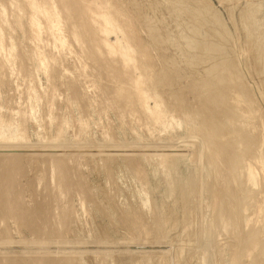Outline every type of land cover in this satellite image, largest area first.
<instances>
[{
    "label": "rangeland",
    "instance_id": "374dc122",
    "mask_svg": "<svg viewBox=\"0 0 264 264\" xmlns=\"http://www.w3.org/2000/svg\"><path fill=\"white\" fill-rule=\"evenodd\" d=\"M48 1L56 5L60 24L53 27L38 13L42 26L36 31L30 18L37 12L25 5L28 0H0V134L4 136L0 135V179L6 174L3 163L10 153H16L24 162L22 172L26 170L19 182L13 181L9 197L12 204L19 202L18 213L25 219L0 210V264H264V0ZM105 1L106 7L101 8ZM85 3L89 11L81 14ZM103 11L111 18L116 16L110 33L103 31ZM94 19L101 25L96 26L98 32H91ZM118 38L119 46L131 43L135 61L125 63L122 55L108 54L106 44H114ZM140 75L146 92L143 100L133 84ZM157 103L162 112L158 118L149 110ZM190 135L196 138L195 144ZM11 136L16 140L6 142ZM4 145L20 150L13 152L12 146ZM54 159L66 160L78 186L58 191L53 174L58 175L59 170L52 166ZM199 159L201 162L196 161ZM196 171L203 173L196 175ZM190 175L197 177L192 180ZM32 209L40 213H31Z\"/></svg>",
    "mask_w": 264,
    "mask_h": 264
},
{
    "label": "bare ground",
    "instance_id": "6f19581e",
    "mask_svg": "<svg viewBox=\"0 0 264 264\" xmlns=\"http://www.w3.org/2000/svg\"><path fill=\"white\" fill-rule=\"evenodd\" d=\"M64 2H66V0H63ZM76 1V0H75ZM85 1V0H84ZM88 1V0H87ZM97 1V0H96ZM101 1H104V0H101ZM99 2V3H102V2ZM110 1V0H109ZM179 1V0H178ZM81 2V1H80ZM83 2V1H82ZM94 2V1H93ZM188 2V1H187ZM78 3H79V1H78ZM95 3V2H94ZM97 3H98V1H97ZM104 3H106V1L105 2H103V5H104ZM111 3V2H110ZM109 3V4H110ZM157 3V2H156ZM197 3V2H196ZM63 4H65V3H63ZM67 4V3H66ZM77 4V3H76ZM86 4V3H85ZM89 4V3H88ZM91 4V3H90ZM112 4V3H111ZM110 4V5H111ZM179 4V3H178ZM187 4V3H186ZM24 5V4H23ZM27 7H29L30 9H32V11H35V12H37V14H33L32 15V17L30 18L31 20V23H32V26L34 27V29L36 30V31H39L40 29H41V26H42V24L40 23V20L38 19V17H37V15H38V13L39 14H41V15H44L45 17H47L48 18V20H49V22H50V24H51V26H53V27H55V26H58L59 24H60V15L58 14V12H57V10H56V5L55 6H52L51 5V2H49L48 0H28V2H26V4H25ZM58 5V4H57ZM81 5V4H80ZM83 5V4H82ZM100 5V4H99ZM102 5V7L101 8H105L106 6L104 5L103 6ZM109 5V6H110ZM183 5V4H182ZM181 5V6H182ZM185 5V4H184ZM201 5V4H200ZM6 6V5H5ZM17 6H19V5H17ZM77 6H79V5H77ZM86 6H87V4H86ZM93 6V5H92ZM96 6H97V4H96ZM101 6V5H100ZM112 6H113V4H112ZM116 6V5H115ZM114 6V7H115ZM202 6H203V4H202ZM59 7V6H58ZM186 7V6H185ZM23 8V7H22ZM87 8H88V6L86 7V8H82V11H81V14H83L85 11V9L87 10ZM116 8V7H115ZM184 8V7H183ZM188 8V7H187ZM205 8V7H204ZM2 9V8H1ZM23 9H25V7L23 8ZM81 9V8H80ZM89 9V8H88ZM94 9H98L97 7L95 8L94 7ZM182 9V8H181ZM192 9V8H191ZM60 10V9H59ZM65 10L66 11H68V13H70L71 12V9L68 7V5H65ZM103 10V9H102ZM105 10H107V9H105ZM168 10V9H167ZM179 10V9H178ZM183 10H187V9H183ZM209 10V9H208ZM211 10V9H210ZM250 10V9H249ZM1 11V10H0ZM11 11V10H10ZM24 11V10H23ZM64 11V10H63ZM62 11V12H63ZM87 11H89V10H87ZM100 11H101V9H100ZM180 11V10H179ZM194 11H195V8H194ZM255 11V10H254ZM35 12H33V13H35ZM93 12H94V10H93ZM97 13L99 12L98 10L96 11ZM103 12H105V11H103ZM103 12H102V14L100 15V18H102L101 19V21L102 22H104V24L105 25H103L104 27H103V31H105V32H108V33H110V31H112L111 29H113L114 28V26H115V24H114V22H113V17H116V16H114V15H111V16H113L112 18L110 17V15L108 14V12H105V14H103ZM112 12V11H111ZM206 12H207V10H206ZM215 12V11H214ZM1 13V12H0ZM16 13V12H15ZM24 13V12H23ZM91 13V12H90ZM97 13L95 14V15H97ZM100 13V12H99ZM106 13H107V15H106ZM110 13V12H109ZM186 13V12H185ZM31 14V13H30ZM71 14V13H70ZM87 14H88V12H87ZM120 15H121V13H119ZM257 14V13H256ZM2 15V14H1ZM76 15V14H75ZM85 15V14H84ZM89 15V14H88ZM87 15V16H88ZM204 15V14H203ZM202 15V16H203ZM212 15V14H211ZM21 16H23V15H21ZM30 16V15H29ZM66 16V15H65ZM69 16V15H68ZM91 16V15H90ZM180 16V15H179ZM192 16V15H191ZM198 16V15H197ZM40 17V16H39ZM89 17V16H88ZM121 17V16H120ZM195 17V16H194ZM23 18V17H22ZM86 18V17H85ZM126 18V17H125ZM174 18V17H173ZM190 18V17H189ZM193 18V17H192ZM217 18V17H216ZM69 19V18H68ZM82 19H84V18H82ZM116 19H118V18H116ZM114 20V21H117V20ZM150 19V18H149ZM199 19V18H198ZM197 19V20H198ZM22 20V19H21ZM72 20V19H71ZM70 20V21H71ZM99 20V19H98ZM64 21V20H63ZM66 21V20H65ZM74 21V20H73ZM87 21H88V24H89V20L87 19ZM120 20H118V22H119ZM154 21V20H153ZM165 21V20H164ZM215 21V20H214ZM248 21V20H247ZM97 22L98 21H96L95 19L93 20V23H92V30H91V32H95L96 30H97V32H98V28L99 27H97L96 28V26H101V25H98L97 24ZM100 22V21H99ZM121 22V21H120ZM120 22H119V24H118V27H119V25H121L120 24ZM176 22H177V20H176ZM201 22V21H200ZM216 22V21H215ZM250 22V21H249ZM70 23V22H69ZM157 23H158V21H157ZM213 23V22H212ZM217 23V22H216ZM222 23V22H221ZM220 23V24H221ZM246 23V22H245ZM65 24V23H64ZM72 24V23H71ZM76 24V23H75ZM117 24V23H116ZM159 24V23H158ZM202 24V23H201ZM209 24V23H208ZM223 24V23H222ZM68 25V24H67ZM66 25V26H67ZM203 25V24H202ZM250 25V24H249ZM252 25V24H251ZM73 26H74V23H73ZM76 26V25H75ZM78 26H79V24H78ZM194 26V25H193ZM219 26V25H218ZM85 27H87V26H85ZM89 27H90V25H89ZM150 27V26H149ZM204 27V26H203ZM202 27V28H203ZM212 27H213V25H212ZM222 27V26H221ZM225 27V26H224ZM251 27V26H250ZM64 28V27H63ZM68 28V27H67ZM101 28V27H100ZM120 28H121V26H120ZM125 28V27H124ZM153 28H155V27H153ZM158 28V27H157ZM206 28V27H205ZM223 28V27H222ZM149 29V28H148ZM194 29V28H193ZM192 29V30H193ZM198 29V28H197ZM200 29V28H199ZM215 29V28H214ZM220 29V28H219ZM223 29H225V28H223ZM1 30H2V28H0V34H1ZM44 30V29H43ZM65 30V29H64ZM76 30V29H75ZM74 30V31H75ZM202 30V29H201ZM221 30V29H220ZM226 30V29H225ZM73 31V32H74ZM78 31H80V30H78ZM82 31H83V29H82ZM102 31V30H101ZM123 31V30H122ZM133 31V30H132ZM158 31V30H157ZM209 31V30H208ZM257 31V30H256ZM65 32V31H64ZM72 32V34H74L75 35V37L77 38V35H78V33H77V35H76V33L74 32L73 33ZM100 32V31H99ZM116 32H118V31H116ZM194 32V31H193ZM220 32V31H219ZM218 32V33H219ZM223 32V31H222ZM23 33V32H22ZM70 33V32H69ZM83 33V32H82ZM87 33V32H86ZM185 33V32H184ZM93 34V33H92ZM200 34H202V32L200 33ZM217 34V33H216ZM220 34V33H219ZM224 34V33H223ZM32 35H34V34H32ZM98 35H99V33H98ZM215 35V34H214ZM71 36V35H70ZM69 36V37H70ZM94 36H96V35H94ZM100 36V35H99ZM199 36V35H198ZM44 37V36H43ZM67 37V36H66ZM78 37H79V35H78ZM158 37V36H157ZM160 37H161V35H160ZM195 37V36H194ZM194 37H192V38H194ZM206 37H207V35H206ZM218 37V36H217ZM48 38V37H47ZM103 38V37H102ZM102 38H101V40H102ZM187 38V37H186ZM204 38V37H203ZM46 39V38H45ZM71 39V38H70ZM73 39V38H72ZM77 39H80V38H77ZM108 39V38H107ZM223 39H226V38H224L223 37ZM5 40H6V38H5ZM176 40V39H175ZM193 40V39H192ZM227 40V39H226ZM225 40V41H226ZM257 40V39H256ZM39 41V40H38ZM108 41V40H107ZM107 41H105V43L107 42ZM157 41V40H156ZM191 41V40H190ZM189 41V42H190ZM211 41V40H210ZM212 41H214V40H212ZM71 42H72V40H71ZM179 42H180V40H179ZM194 42V41H193ZM196 42V41H195ZM198 42V41H197ZM223 42V41H222ZM73 43V42H72ZM95 43V42H94ZM100 43V42H99ZM116 43H117V45H116ZM116 43H114V44H111V43H107L106 44V46H107V50H109V53L108 54H110L111 56H116V54H119V55H122L123 56V58L125 59V63L126 62H133V61H135V58H134V54H133V48H132V45H130L129 43H127L126 45H120L119 46V43H121V39L120 38H118V40H117V42ZM219 43V42H218ZM80 44V43H79ZM91 44V43H90ZM187 44V43H186ZM192 44V43H191ZM206 44H207V42H206ZM217 44V43H216ZM227 44V43H226ZM256 44V43H255ZM14 45V44H13ZM75 45H76V43H75ZM102 45V44H101ZM209 45V44H208ZM214 45V44H213ZM221 45H222V43H221ZM8 46V45H7ZM11 46V45H10ZM86 46V45H85ZM93 46H95V44L93 45ZM219 46V45H218ZM14 47V46H13ZM87 47H88V45H87ZM86 47V48H87ZM101 47V46H100ZM102 47H104V45L102 46ZM10 48V47H9ZM17 48V47H16ZM40 48H42V46L40 47ZM80 48V47H79ZM191 48V47H190ZM193 48V47H192ZM203 48V47H202ZM205 48V47H204ZM212 48V47H211ZM219 48V47H218ZM3 49V41L0 39V52H1V50ZM8 49V48H7ZM46 49V48H45ZM75 49V48H74ZM105 49V48H104ZM161 49V48H160ZM225 49V48H224ZM260 49V48H259ZM33 50V49H32ZM89 50V49H88ZM219 50V49H218ZM48 51V50H47ZM52 51V50H51ZM72 51V50H71ZM86 51H87V49H86ZM97 51V50H96ZM194 51V50H193ZM24 52V51H23ZM138 52V51H137ZM203 52V51H202ZM261 52V51H260ZM76 53V52H75ZM88 53H90V52H88ZM107 53V52H106ZM219 53V52H218ZM221 53V52H220ZM49 54H51V53H49ZM77 54V53H76ZM137 54V53H136ZM188 54V53H187ZM3 55V54H2ZM61 55V54H60ZM89 55V54H88ZM106 55V54H105ZM7 56V55H6ZM14 56H16V55H14ZM22 56V55H21ZM48 56V55H47ZM46 56V57H47ZM51 56V55H50ZM80 55H78V57H79ZM82 56V55H81ZM91 56H92V54H91ZM95 56H97V55H95ZM107 56V55H106ZM17 57V56H16ZM56 57H57V55H56ZM86 57V56H85ZM84 57V58H85ZM98 57V56H97ZM100 57V56H99ZM109 57V56H108ZM119 57V56H118ZM184 57V56H183ZM47 58H49V57H47ZM80 58V57H79ZM78 58V59H79ZM90 58V57H89ZM188 58V57H187ZM19 59V58H18ZM260 59V58H259ZM58 60H59V58H58ZM72 60V59H71ZM74 60V59H73ZM97 60H98V58H97ZM121 60V59H120ZM140 60V59H139ZM195 60V59H194ZM205 60V59H204ZM221 60V59H220ZM229 60H231V59H229ZM20 61V60H19ZM62 61V60H61ZM108 61V60H107ZM116 61V60H115ZM15 62V61H14ZM37 62V61H36ZM48 62H49V60H48ZM85 62V61H84ZM83 62V63H84ZM87 62V61H86ZM106 62V61H105ZM174 62V61H173ZM172 62V63H173ZM187 62V61H186ZM192 62H193V60H192ZM225 62V61H224ZM223 62V63H224ZM229 62V61H228ZM237 62V61H236ZM2 63V62H1ZM50 63V62H49ZM69 63V62H68ZM88 63V62H87ZM94 63H95V61H94ZM101 63H102V61H101ZM109 63V62H108ZM227 63V62H226ZM225 63V64H226ZM256 63V62H255ZM263 63V62H262ZM51 64V63H50ZM65 64V63H64ZM90 64V63H89ZM92 64V63H91ZM111 64V63H110ZM141 64V63H140ZM151 64V63H150ZM228 64V63H227ZM16 65V64H15ZM79 65V64H78ZM203 65H206V64H203ZM82 66V65H81ZM89 66V65H88ZM108 66H112V65H108ZM125 66V65H124ZM123 66V67H124ZM216 66V65H215ZM76 67V66H75ZM79 67V66H78ZM99 67V66H98ZM119 67V66H118ZM137 67V66H136ZM153 67V66H152ZM220 67V66H219ZM218 67V68H219ZM37 68L38 67H36V70H37ZM40 68V67H39ZM67 68V67H66ZM65 68V69H66ZM73 68V67H72ZM103 68V67H102ZM125 68V67H124ZM171 68V67H170ZM235 68V67H234ZM59 69V68H58ZM74 69H76V68H74ZM74 69H73V72H74ZM104 69V68H103ZM110 69V68H109ZM141 69V68H140ZM148 69V68H147ZM226 69V68H225ZM11 70V69H10ZM26 70V69H25ZM30 70V69H29ZM108 70V69H107ZM217 70H219V69H217ZM231 70V69H230ZM233 70V69H232ZM1 71V70H0ZM2 71H3V69H2ZM24 71V70H23ZM53 71V70H52ZM92 71V70H91ZM94 71V70H93ZM96 71V70H95ZM106 71V70H105ZM112 71V70H111ZM122 71V70H121ZM145 71H146V69H145ZM152 71V70H151ZM173 71V70H172ZM4 72V71H3ZM20 72V71H19ZM89 72V71H88ZM97 72V71H96ZM99 72V71H98ZM107 72H109V71H107ZM229 72V71H228ZM18 73V72H17ZM35 73V72H34ZM83 73V72H82ZM105 74H106V72H104ZM137 73V72H136ZM135 73V74H136ZM145 73V72H144ZM161 73V72H160ZM159 73V74H160ZM207 73V72H206ZM225 73V72H224ZM239 73V72H238ZM39 74V73H38ZM112 74H114V73H112ZM125 74V73H124ZM213 74V73H212ZM232 74V73H231ZM237 74V73H236ZM256 74V73H255ZM3 75V74H2ZM88 75V74H87ZM86 75V76H87ZM90 75V74H89ZM98 75H99V73H98ZM109 75V74H108ZM120 75H122V73L120 74ZM143 75V74H142ZM145 75H147V72H146V74ZM156 75H158V74H156ZM172 75V74H171ZM230 75V74H229ZM233 75V74H232ZM32 76H34V75H32ZM78 76V75H77ZM100 76V75H99ZM125 76H126V74H125ZM199 76V75H198ZM231 76V75H230ZM16 77V76H15ZM79 77V76H78ZM77 77V78H78ZM89 77V76H88ZM107 77H109V76H107ZM129 77V76H128ZM133 77H134V75H133ZM157 78H158V76H156ZM163 77V76H162ZM233 77H235V76H233ZM24 78V77H23ZM33 78V77H32ZM37 78V77H36ZM60 78V77H59ZM80 78H81V75H80ZM85 78V77H84ZM87 78V77H86ZM90 78V77H89ZM97 78V77H96ZM106 78V77H105ZM156 78V79H157ZM161 78V77H160ZM109 79V78H108ZM182 79H184V78H182ZM213 79V78H212ZM238 79V78H237ZM242 79V78H241ZM5 80H6V78H5ZM37 80V79H36ZM87 80V79H86ZM89 80V79H88ZM96 80H98V79H96ZM101 80V79H100ZM109 80H112V79H109ZM119 80V79H118ZM122 80V79H121ZM162 80V79H161ZM196 80V79H195ZM215 80V79H214ZM10 81H11V79H10ZM25 81H26V79H25ZM29 81V80H28ZM34 81V80H33ZM72 81V80H71ZM101 81H103V80H101ZM106 81V80H105ZM130 81H131V79H130ZM148 81V80H147ZM153 81V80H152ZM156 81V80H155ZM154 81V82H155ZM159 80H157V82H158ZM172 81H174L173 79H172ZM198 81V80H197ZM210 81V80H209ZM218 81V80H217ZM227 81H229V83H230V80H227ZM38 82V81H37ZM91 82H93V81H91ZM115 82H116V80H115ZM115 82H114V84H115ZM123 82H124V80H123ZM142 82H144V80H143V77L140 75L136 80H134L133 81V84H134V87L136 88V92H138V95L140 96V98L143 100V99H145V95H146V92H145V90H144V88H142L143 87V83ZM160 82V81H159ZM242 82V81H241ZM2 83V82H1ZM33 83V82H32ZM55 83H57V82H55ZM70 83V82H69ZM89 83V82H88ZM96 83V82H95ZM105 83H107V82H105ZM118 83V82H117ZM120 83V82H119ZM127 83V82H126ZM178 83V82H177ZM200 83V82H199ZM214 83V82H213ZM217 83V82H216ZM91 84V83H90ZM97 84H98V82H97ZM101 84V83H100ZM99 84V85H100ZM124 84V83H123ZM130 84V83H129ZM129 84H125V86H128ZM154 84V83H153ZM160 84H162V82H160ZM190 84V83H189ZM31 85V84H30ZM55 85V84H54ZM82 85V84H81ZM102 85V84H101ZM104 85V84H103ZM219 85V84H218ZM231 85V84H230ZM234 85V84H233ZM236 85H237V83H236ZM239 85V84H238ZM5 86V85H4ZM17 86V85H16ZM24 86H25V84H24ZM23 86V87H24ZM31 86H33V85H31ZM52 86V85H51ZM76 86H77V84H76ZM106 86H109V85H106ZM124 86V87H125ZM130 86V85H129ZM128 86V87H129ZM153 86V85H152ZM12 87V86H11ZM37 87V86H36ZM53 87V86H52ZM55 87V86H54ZM82 87V86H81ZM95 87L96 88H98L96 85H95ZM123 87V86H122ZM204 87V86H203ZM239 87V86H238ZM17 88V87H16ZM30 88V87H29ZM79 88H80V86H79ZM93 88V87H92ZM102 88V87H101ZM107 88V87H106ZM117 88V87H116ZM119 88V87H118ZM130 88V87H129ZM132 88V87H131ZM154 88V87H153ZM198 88V87H197ZM205 88V87H204ZM219 88V87H218ZM19 89V88H18ZM26 89V88H25ZM50 89V88H49ZM56 89V88H55ZM58 89V88H57ZM73 89V88H72ZM99 89H100V86H99ZM108 89V88H107ZM113 89V88H112ZM126 89H128V88H126ZM133 89V88H132ZM236 89V88H235ZM262 89V88H261ZM23 90V89H22ZM28 90V89H27ZM60 90V89H59ZM116 90V89H115ZM118 90V89H117ZM129 90V89H128ZM161 90H162V88H161ZM29 91H30V89H29ZM52 91V90H51ZM107 91V90H106ZM111 91V90H110ZM131 92H132V90H130ZM129 91V92H130ZM13 92V91H12ZM53 92V91H52ZM68 92V91H67ZM77 92V91H76ZM98 92H101V91H98ZM112 92V91H111ZM131 92H130V94H131ZM133 92H135V90L133 91ZM132 92V93H133ZM152 92V91H151ZM179 92V91H178ZM191 92V91H190ZM49 93V92H48ZM59 93V92H58ZM62 93V92H61ZM110 93V92H109ZM115 93V92H114ZM128 93V92H127ZM168 93V92H167ZM201 93V92H200ZM208 93V92H207ZM232 93V92H231ZM32 94V93H31ZM123 95L125 94V93H122ZM135 94V93H134ZM156 94V93H155ZM160 94V93H159ZM193 95H195L194 93H192ZM191 94V95H192ZM210 94V93H209ZM234 94V93H233ZM243 94V93H242ZM13 95H15V94H13ZM48 95V94H47ZM52 95V94H51ZM59 95V94H58ZM64 95V94H63ZM133 95V94H132ZM149 95V94H148ZM172 95V94H171ZM174 95V94H173ZM179 95H181V94H179ZM220 95V94H219ZM230 95V94H229ZM240 95V94H239ZM41 96V95H40ZM102 96V95H101ZM136 96V95H135ZM150 96V95H149ZM158 96V95H157ZM15 97V96H14ZM94 97V96H93ZM133 97V96H132ZM168 97V96H167ZM171 97V96H170ZM169 97V98H170ZM240 97V96H239ZM246 97V96H245ZM36 98H38V97H36ZM134 98V97H133ZM132 98V99H133ZM159 98V97H158ZM195 98V97H194ZM220 98V97H219ZM50 99V98H49ZM48 99V100H49ZM73 99V98H72ZM82 99V98H81ZM102 99V98H101ZM108 99V98H107ZM110 99V98H109ZM137 99H139V98H137ZM137 99H136V101H137ZM165 99V98H164ZM185 99H186V97H185ZM229 99V98H228ZM113 100V99H112ZM117 100V99H116ZM120 100H121V98H120ZM167 100V99H166ZM164 101V102H167V101ZM170 100H171V98H170ZM176 100H177V98H176ZM233 100V99H232ZM240 100V99H239ZM242 100V99H241ZM13 101V100H12ZM98 101V100H97ZM110 101V100H109ZM126 101V100H125ZM124 101V102H125ZM134 101V100H133ZM162 101V100H161ZM211 101V100H210ZM243 101V100H242ZM241 101V102H242ZM247 101V100H246ZM87 102V101H86ZM112 102V101H111ZM130 102V101H129ZM132 102V101H131ZM171 102V101H170ZM174 102V101H173ZM208 102V101H207ZM218 102H220V101H218ZM230 102V101H229ZM245 102V101H244ZM248 102V101H247ZM16 103V102H15ZM49 103V102H48ZM60 103H62V102H60ZM69 103V102H68ZM106 103V102H105ZM142 103V102H141ZM140 103V104H141ZM234 103V102H233ZM239 102H237V104H238ZM1 104V103H0ZM45 104V103H44ZM126 104V103H125ZM136 104V103H135ZM138 104V103H137ZM136 104V105H137ZM165 106H166V104L165 103H163ZM167 104H169V103H167ZM174 104L175 103H173V106H174ZM178 104V103H177ZM204 104V103H203ZM210 104V103H209ZM242 104V103H241ZM69 105V104H68ZM145 105H146V103L144 104V107H145ZM171 105V104H170ZM248 105V104H247ZM247 105H245V107L247 106ZM3 106V105H2ZM19 106V105H18ZM27 106V105H26ZM100 106V105H99ZM105 106V105H104ZM104 106H103V108H104ZM112 106H113V103H112ZM138 106V105H137ZM169 106V105H168ZM189 106H190V104H189ZM214 106V105H213ZM224 106V105H223ZM229 106V105H228ZM69 107V106H68ZM98 107V106H97ZM107 107H108V105H107ZM131 107H133V105L131 106ZM220 107V106H219ZM226 107V106H225ZM234 107H235V105H234ZM237 107H239V106H237ZM20 108V107H19ZM115 108V107H114ZM142 108V107H141ZM146 108H147V106H146ZM161 108V106L159 105V103H157L156 104V107L155 108H153V109H149L153 114H156V118H158V117H160L161 116V114H162V112L161 111H159V109ZM168 108V107H167ZM172 108V107H171ZM17 109H18V107H17ZM62 109V108H61ZM60 109V110H61ZM112 109V108H111ZM118 110H119V108H117ZM126 109H127V107H126ZM125 109V110H126ZM137 109V108H136ZM143 109V108H142ZM141 109V110H142ZM192 109V108H191ZM234 109V108H233ZM21 110V109H20ZM114 110V109H113ZM116 110V109H115ZM118 110H117V112H118ZM120 110H121V108H120ZM120 110H119V112H120ZM129 110V109H128ZM131 110V109H130ZM161 110V109H160ZM166 110V109H165ZM171 110H173V109H171ZM200 110V109H199ZM238 110V109H237ZM241 110V109H240ZM244 110V109H243ZM10 111V110H9ZM16 111V110H15ZM83 111V110H82ZM144 111V110H143ZM185 111V110H184ZM193 111V110H192ZM251 111V110H250ZM21 112V111H20ZM118 112V113H119ZM126 112V111H125ZM140 112V111H139ZM142 112V111H141ZM145 112V111H144ZM165 112V111H164ZM190 112V111H189ZM188 112V113H189ZM208 112V111H207ZM216 112H219V111H216ZM244 112V111H243ZM30 113V112H29ZM61 113V112H60ZM99 113V112H98ZM107 113H109V112H107ZM116 113V112H115ZM117 113V114H118ZM122 113H123V111H122ZM166 113V112H165ZM246 113V112H245ZM250 113V112H249ZM19 114V113H18ZM23 113H21V115H22ZM48 114V113H47ZM119 114H121V113H119ZM127 114V113H126ZM144 115H146L147 113H143ZM168 114V113H167ZM177 114V113H176ZM192 114V113H191ZM204 114H205V112H204ZM219 114V113H218ZM227 114V113H226ZM9 115V114H8ZM24 115V114H23ZM29 115V114H28ZM31 115V114H30ZM45 115V114H44ZM58 115V114H57ZM116 115V114H115ZM128 115V114H127ZM186 115H189V114H186ZM199 115V114H198ZM215 115V114H214ZM257 115V114H256ZM26 116H27V114H26ZM122 114H121V117L120 118H122ZM125 116V115H124ZM165 116H166V114H165ZM185 116V115H184ZM205 116V115H204ZM242 116V115H241ZM261 116V115H260ZM62 117V116H61ZM89 117H90V115H89ZM92 117V116H91ZM111 117V116H110ZM109 117V118H110ZM144 117V116H143ZM149 117V116H148ZM188 117V116H187ZM186 117V118H187ZM228 117V116H227ZM227 117H225V118H227ZM10 118V117H9ZM27 118H28V116H27ZM134 118V117H133ZM167 118H169V117H167ZM178 118V117H177ZM207 118V117H206ZM223 118V117H222ZM236 118V117H235ZM244 118V117H243ZM245 118H246V116H245ZM47 119V118H46ZM59 119V118H58ZM85 119H86V117H85ZM148 119V118H147ZM162 119V118H161ZM202 119V118H201ZM215 119V118H214ZM230 119V118H229ZM233 119V118H232ZM248 119V118H247ZM261 119V118H260ZM13 120V119H12ZM17 120V119H16ZM25 120H26V118H25ZM31 120V119H30ZM110 120V119H109ZM145 120H146V117H145ZM151 120H153V119H151ZM151 120H148V121H151ZM175 120H177V119H175ZM216 120H218V119H216ZM226 120V119H225ZM18 121V120H17ZM26 121H28V120H26ZM132 121V120H131ZM59 122V121H58ZM62 122V121H61ZM146 122V121H145ZM152 122H154V121H152ZM170 122V121H169ZM176 122V121H175ZM214 122V121H213ZM233 122H235V121H233ZM44 123V122H43ZM182 123V122H181ZM191 123V122H190ZM208 123H210V122H208ZM225 123V122H224ZM1 124H3V123H1ZM46 124V123H45ZM69 124V123H68ZM128 124V123H127ZM150 124V123H149ZM152 124V123H151ZM154 124H156L155 122H154ZM218 124V123H217ZM240 124V123H239ZM242 124V123H241ZM263 124V123H262ZM19 125V124H18ZM26 126L27 124H23V126ZM61 125V124H60ZM67 125V124H66ZM72 125V124H71ZM110 125V124H109ZM205 125V124H204ZM210 125V124H209ZM237 125V124H236ZM19 126H21V125H19ZM22 126V127H23ZM111 126V125H110ZM132 126V125H131ZM140 126V125H139ZM145 126V125H144ZM147 126V125H146ZM155 126V125H154ZM188 126V125H187ZM240 126V125H239ZM264 126V125H263ZM1 127V126H0ZM12 128L14 127V126H11ZM61 127H63V126H61ZM70 127V126H69ZM114 127V126H113ZM186 127V126H185ZM207 127V126H206ZM15 128V127H14ZM23 128H25V127H23ZM22 128V129H23ZM132 128H133V126H132ZM144 129H145V127H143ZM195 128V127H194ZM226 128V127H225ZM243 128V127H242ZM106 129V128H105ZM113 129V128H112ZM224 129V128H223ZM228 129V128H227ZM24 130V129H23ZM150 130V129H149ZM2 131V130H1ZM0 131V132H1ZM5 131V130H4ZM22 131V130H21ZM58 131V130H57ZM195 131V130H194ZM204 131V130H203ZM225 131H226V129H225ZM239 131V130H238ZM6 132V131H5ZM27 132V131H26ZM25 132V133H26ZM60 132V131H59ZM77 132V131H76ZM191 132V131H190ZM217 132V131H216ZM222 132V131H221ZM21 133V132H20ZM83 133V132H82ZM88 133V132H87ZM106 133V132H105ZM243 133V132H242ZM1 134H2V132H1ZM0 134V135H1ZM6 134V133H5ZM22 134H24V131H23V133ZM28 134V133H27ZM60 134V133H59ZM63 134V133H62ZM237 134V133H236ZM245 134V133H244ZM7 135V134H6ZM26 135V134H25ZM52 135V134H51ZM57 135V134H56ZM61 135V134H60ZM66 135V134H65ZM2 136V135H1ZM15 136V135H14ZM14 136H11L9 139H5L6 140V142H9V141H13V140H16V138L14 137ZM21 136V135H20ZM24 136V135H23ZM22 136V137H23ZM48 136V135H47ZM64 136V135H63ZM76 136V135H75ZM189 136V135H188ZM187 136V137H188ZM217 136V135H216ZM231 136V135H230ZM2 137H4V136H2ZM19 137V136H18ZM24 137H26V136H24ZM50 137V136H49ZM49 137L47 138V139H49ZM184 137V136H183ZM186 137V138H187ZM195 137V136H194ZM197 137V136H196ZM213 137V136H212ZM225 137V136H224ZM244 137V136H243ZM1 138V137H0ZM28 138V137H27ZM52 138V137H51ZM4 139V138H3ZM25 139V138H24ZM53 139V138H52ZM55 139V138H54ZM189 139L191 140L190 142L192 143V140L193 139H191V135H190V137H189ZM196 139V138H195ZM194 139V140H195ZM2 140V139H1ZM17 140H18V138H17ZM59 140H60V138H59ZM67 140V139H66ZM187 140V139H186ZM194 140H193V143H194ZM202 140V139H201ZM201 140H199V141H201ZM204 140V139H203ZM29 141V140H28ZM47 141V140H46ZM72 141V140H71ZM197 141V140H196ZM215 141V140H214ZM232 141V140H231ZM21 142V141H20ZM26 142H27V140H26ZM187 142H189V141H187ZM198 142V141H197ZM209 142V141H208ZM211 142V141H210ZM29 143V142H28ZM49 143V142H48ZM110 143V142H109ZM204 143V142H203ZM20 144V143H19ZM31 144V143H30ZM52 144V143H51ZM112 144H114V143H112ZM119 144V143H118ZM121 144V143H120ZM195 144V143H194ZM194 144H193V146H194ZM201 143H199V144H197V145H200ZM27 145H29V144H27ZM56 145V144H55ZM58 145V144H57ZM63 145H64V143H63ZM67 145V144H66ZM117 145V144H116ZM176 145V144H175ZM191 145V144H190ZM197 145H196V148H198L197 147ZM205 145V144H204ZM5 146V145H4ZM12 146V148H14L15 150L13 151V152H18L20 149H17V147H15V145L13 146V145H6L5 147L6 148H8V147H11ZM203 146V145H202ZM208 146H209V144H208ZM4 147V148H5ZM25 147V146H24ZM57 147V146H56ZM64 147V146H63ZM108 147V146H107ZM200 147H201V145H200ZM206 147V146H205ZM29 148V147H28ZM69 148V147H68ZM124 148V147H123ZM195 148V147H194ZM195 148V149H196ZM60 149H61V147H60ZM108 149V148H107ZM177 149V148H176ZM198 149H200V148H198ZM201 149H204V146H203V148H201ZM207 149V148H206ZM235 149V148H234ZM4 150V149H3ZM56 150V149H55ZM122 150V149H121ZM8 151V150H7ZM6 151V149H5V152H7ZM11 151H12V149H11ZM63 151V150H62ZM68 151V150H67ZM120 151V150H119ZM193 151V150H192ZM203 151V150H202ZM254 151V150H253ZM262 151V150H261ZM4 152V151H3ZM122 152V151H121ZM197 152V151H196ZM205 152V151H204ZM209 152V151H208ZM211 152V151H210ZM1 154H2V152H0ZM10 153V152H9ZM66 153V152H65ZM64 153V154H65ZM112 153V152H111ZM124 153V152H123ZM193 153V152H192ZM198 153L199 154H201V153H203V152H199L198 151ZM197 153V154H198ZM219 153V152H218ZM0 154V155H1ZM7 154V153H6ZM36 154V153H35ZM59 154H60V152H59ZM70 154V153H69ZM68 154V155H69ZM131 154V153H130ZM129 154V155H130ZM164 154H166V153H164ZM174 154V153H173ZM182 154V153H181ZM188 154V153H187ZM186 154V155H187ZM195 154V153H194ZM197 154H195L196 156H197ZM198 154V155H199ZM204 154V153H203ZM210 154V153H209ZM221 154V153H220ZM10 155H11V157L10 158H8L7 160H6V162L5 163H3V169H5V170H7V171H4V173L6 172V174H5V176H4V178L3 179H0V199H2L1 200V202L0 203H2V206H0V210H2L1 208H3L4 209V211H6V214L5 215H7V216H16V218L18 217V218H21V219H25V217H23L24 215L22 214H19L18 212H20L19 210H20V208L17 206V203L19 204V202L18 201H16L17 203L16 204H12L11 203V199H9V197H11L13 194V191H12V189H13V185L12 184H14V182H15V180H16V182H19L18 180H19V178H20V176H21V173H22V176L24 175L23 173L26 171V170H23V172H22V169H23V167H25L24 166V162H22L21 161V159L20 158H18L17 156H16V153H10ZM27 155V154H26ZM30 155H32V154H30ZM34 155V154H33ZM54 155V154H53ZM66 155H67V153H66ZM65 155V156H66ZM122 155V154H121ZM216 155L218 156V154L216 153ZM15 156V157H14ZM23 156H24V153H23ZM51 156V155H50ZM58 156V155H57ZM63 156V155H62ZM110 156V155H109ZM133 156V155H132ZM167 156V155H166ZM172 156V155H171ZM174 156V155H173ZM201 156H203V155H201ZM201 156L199 157V158H201ZM234 156V155H233ZM31 157V156H30ZM40 157V156H39ZM56 157V156H55ZM61 157V156H60ZM73 157V156H72ZM72 157H70V158H72ZM113 157V156H112ZM124 157V156H123ZM186 157V156H185ZM192 157H194V156H192ZM216 157V156H215ZM54 158V157H53ZM52 158V159H53ZM62 158V157H61ZM66 158V157H65ZM165 158H168V156L167 157H162V159H163V161L162 162H164V159ZM171 158H173V157H171ZM187 158V157H186ZM203 158V157H202ZM216 158H218V157H216ZM6 159V158H5ZM195 159V158H194ZM211 159L213 160V158H212V156H211ZM211 159L209 160L210 162H211ZM219 159V158H218ZM38 160V159H37ZM71 160H73V159H71ZM161 160V159H160ZM214 160H216V159H214ZM229 160V159H228ZM5 161V160H4ZM3 160H2V162H4ZM166 161V160H165ZM174 161V160H173ZM193 161V160H192ZM196 161H198V162H201L200 161V159L199 160H196ZM196 161H194V163L196 162ZM218 161V160H217ZM220 161V160H219ZM225 161V160H224ZM49 162V161H48ZM63 163V165L65 164V162H66V160H63V159H54V160H52V166H53V168H56V167H58V175L55 173V174H53V178H55L56 177V179H57V182H56V180L54 181V182H56L55 184H56V188H58V191L59 190H61L62 188H67V189H70V187H74L75 188V185H77V182H73V180L71 179V169L69 168V167H66V164H65V167L63 166V165H61L60 163ZM204 162V161H203ZM67 163H69V162H67ZM71 163V162H70ZM131 163V162H130ZM165 163V162H164ZM193 163V164H194ZM197 163V162H196ZM215 164H216V162H214ZM213 163V164H214ZM218 163V162H217ZM221 163V162H220ZM227 163V162H226ZM232 163V162H231ZM234 163V162H233ZM1 164V163H0ZM50 164V163H49ZM56 164V165H55ZM184 164V163H183ZM186 164V163H185ZM219 164V163H218ZM218 164H217V166H218ZM224 164V163H223ZM228 164H229V162H228ZM45 165V164H44ZM74 165V164H73ZM197 165L199 166V164L197 163ZM200 165H203V164H200ZM209 165H211V164H208V166ZM221 165V164H220ZM50 167H51V165H49ZM48 166V167H49ZM175 166V165H174ZM180 166V165H179ZM188 166V165H187ZM226 166V165H225ZM231 166H232V164H231ZM250 166V165H249ZM49 167V168H50ZM167 167H169V166H167ZM195 167V166H194ZM211 167V166H210ZM214 167V166H213ZM230 167V166H229ZM52 168V167H51ZM71 168H72V166H71ZM78 168V167H77ZM166 168V167H165ZM196 168V167H195ZM199 168V167H198ZM197 168V169H198ZM203 168V167H202ZM208 168V167H207ZM1 169V168H0ZM169 169V168H168ZM205 168H203V170H204ZM209 169V168H208ZM212 169V168H211ZM224 169V168H223ZM230 169V168H229ZM44 170H46L45 168H44ZM71 170V171H70ZM174 170V169H173ZM192 170V169H191ZM202 170V171H203ZM250 170V169H249ZM3 171V170H2ZM51 171V170H50ZM79 171V170H78ZM169 172L171 171V170H168ZM195 171V170H194ZM200 171H201V166H200ZM214 171V170H213ZM225 171V170H224ZM0 172H1V170H0ZM39 172V171H38ZM46 172V171H45ZM55 172H56V170H55ZM175 172V171H174ZM179 172V171H178ZM197 172V171H196ZM195 172V173H196ZM199 172V171H198ZM198 172H197V174L196 175H198ZM212 172V171H211ZM228 172V171H227ZM80 173V172H79ZM199 173H203V172H199ZM28 174V173H27ZM49 174H51V173H49ZM81 174H82V172H81ZM191 174V173H190ZM208 174V173H207ZM211 174H213V172L211 173ZM218 174H220V173H218ZM234 174V173H233ZM41 175V174H40ZM138 175V174H137ZM145 175V174H144ZM167 175H169V173L167 174ZM195 175V176H196ZM214 175H215V173H214ZM213 175V176H214ZM222 175V174H221ZM220 175V176H221ZM21 176V177H22ZM51 176V175H50ZM80 176V175H79ZM195 176H191L190 175V178L192 179V177H195ZM200 176H201V174H200ZM75 177V176H74ZM197 177V176H196ZM223 177V176H222ZM233 177V176H232ZM2 178V177H1ZM24 178V177H23ZM82 178V177H81ZM180 179H182V178H180ZM194 180L196 179V178H193ZM192 179V180H193ZM22 180V179H21ZM20 180V181H21ZM81 180H83V179H81ZM178 180V179H177ZM176 180V181H177ZM208 180V179H207ZM211 180V179H210ZM220 180V179H219ZM14 181V182H13ZM198 181V180H197ZM200 181V180H199ZM202 181V180H201ZM216 181V180H215ZM206 182V181H205ZM207 182H209V180L207 181ZM36 183V182H35ZM182 183H183V181H182ZM187 183V182H186ZM210 183V182H209ZM219 183V182H218ZM257 183V182H256ZM40 184H42L41 182H40ZM52 184H54V183H52ZM79 184V183H78ZM204 184V183H203ZM211 184H212V182L210 183V186H211ZM216 184V183H215ZM202 185V184H201ZM200 185V186H201ZM207 185H209V184H207ZM228 185V184H227ZM15 186V185H14ZM17 186H18V184H17ZM26 186V185H25ZM48 186V185H47ZM53 186V185H52ZM64 186H66V187H64ZM78 186V185H77ZM192 186V185H191ZM16 187V186H15ZM22 187V186H21ZM83 187V186H82ZM182 187V186H181ZM211 187H213V186H211ZM210 187V188H211ZM219 187V186H218ZM19 188V187H18ZM35 188V187H34ZM54 188V187H53ZM15 189H17V188H15ZM37 189V188H36ZM73 189V188H72ZM201 189V188H200ZM19 190V189H18ZM17 190V191H18ZM82 190V189H81ZM210 190V189H209ZM209 190H206V191H208V193H209ZM25 191V190H24ZM36 191V190H35ZM56 191H57V189H56ZM83 191V190H82ZM189 191V190H188ZM203 191V190H202ZM211 191V190H210ZM15 192V191H14ZM45 192V191H44ZM53 192V191H52ZM61 192H62V190H61ZM73 192V191H72ZM17 193H19V192H17ZM21 193V192H20ZM26 193V192H25ZM64 193V192H63ZM193 193V192H192ZM221 193V192H220ZM66 194V193H65ZM42 195V194H41ZM84 195V194H83ZM197 195V194H196ZM215 195V194H214ZM18 196V195H17ZM24 196V195H23ZM22 196V194H21V197H23ZM56 196V195H55ZM62 196V195H61ZM71 196V195H70ZM213 196V195H212ZM37 197V196H36ZM43 197V196H42ZM58 197H59V195H58ZM67 197V196H66ZM209 197V196H208ZM15 198V197H14ZM18 198L19 197H17V198H15V199H17L18 200ZM63 198V197H62ZM24 198H22V200H23ZM42 199V198H41ZM81 199V198H80ZM211 199V198H210ZM212 200V199H211ZM47 201V200H46ZM52 201H53V199H52ZM57 201V200H56ZM65 201V200H64ZM68 201V200H67ZM82 201V200H81ZM85 201V200H84ZM156 201V200H155ZM184 201V200H183ZM186 201V200H185ZM209 201V200H208ZM22 202V201H21ZM24 202V201H23ZM148 202H149V200H148ZM14 203V202H13ZM27 203V202H26ZM33 203H35V202H33ZM40 202H38V204H39ZM58 203V202H57ZM212 203V202H211ZM22 204V203H21ZM24 204V203H23ZM61 204V203H60ZM67 204V203H66ZM71 204V203H70ZM148 204V203H147ZM157 204V203H156ZM155 204V205H156ZM212 204H214V203H212ZM212 204H211V206H212ZM44 205V204H43ZM46 205V204H45ZM184 205V204H183ZM187 205V204H186ZM215 205H216V203H215ZM226 205V204H225ZM25 206V205H24ZM214 206V205H213ZM36 207V206H35ZM55 207V206H54ZM157 207V206H156ZM187 207V206H186ZM22 208H24V207H22ZM43 208V207H42ZM68 208V207H67ZM73 208V207H72ZM261 208V207H260ZM28 209V208H27ZM45 209H46V207H45ZM61 209V208H60ZM233 209V208H232ZM236 209V208H235ZM22 210V209H21ZM25 210H26V208H25ZM33 210V209H32ZM44 210V209H43ZM42 210V211H43ZM49 210V209H48ZM212 210H213V208H212ZM214 210H216V208L214 209ZM213 210V211H214ZM220 210V209H219ZM29 211V210H28ZM39 212L40 213V211L38 210V211H36V210H33L31 213H33V212ZM50 211V210H49ZM48 211V212H49ZM60 211V210H59ZM189 211V210H188ZM1 212H3V211H1ZM44 212V211H43ZM47 212V211H46ZM51 212V211H50ZM49 212V213H50ZM21 213H24V212H22L21 211ZM28 213V212H27ZM30 212L28 213L29 215L31 214ZM42 213V212H41ZM45 213V212H44ZM48 213V214H49ZM16 214V215H15ZM66 214H67V212H66ZM211 214V213H210ZM209 214V215H210ZM222 214V213H221ZM35 215H36V217H37V214L35 213ZM34 215V216H35ZM39 215V214H38ZM43 215V214H42ZM41 215V216H42ZM52 215V214H51ZM60 215V214H59ZM214 215V214H213ZM30 216H32V214L30 215ZM46 216V215H45ZM50 216V215H49ZM220 216V215H219ZM6 217V216H5ZM51 217V216H50ZM32 219L33 218H35V217H31ZM39 218H40V216H39ZM222 218V217H221ZM4 219V218H3ZM37 219V218H36ZM45 221L47 222V218L45 217ZM207 219V218H206ZM15 220H17V219H15ZM40 220V219H39ZM39 220H38V222H39ZM5 221H7V220H5ZM20 221V220H19ZM32 221V220H31ZM33 221H34V219H33ZM32 221V222H33ZM37 221V220H36ZM49 221V220H48ZM51 221V220H50ZM49 221V222H50ZM208 221V220H207ZM8 222V221H7ZM38 222H37V225H36V227L39 225L38 224ZM41 222H42V224H45V223H43V221L41 220ZM41 222H39V223H41ZM48 222V223H49ZM71 222V221H70ZM146 222V221H145ZM157 222V221H156ZM51 223V222H50ZM53 223V222H52ZM138 223H139V221H138ZM147 223V222H146ZM164 223V222H163ZM13 224V223H12ZM20 224V223H19ZM18 224V225H19ZM34 224V223H33ZM35 224H36V222H35ZM58 224H59V222H58ZM72 224V223H71ZM6 225V224H5ZM41 225V224H40ZM46 225V224H45ZM54 225V224H53ZM62 225V224H61ZM60 225V226H61ZM68 225V224H67ZM2 226V225H1ZM8 227H9V225H7ZM20 226V225H19ZM43 226V225H42ZM48 226H50V224L48 225ZM35 227V226H34ZM46 227H47V225H46ZM54 227V226H53ZM132 227V226H131ZM264 227V226H263ZM5 228H6V226H5ZM16 228H17V226H16ZM12 229V228H11ZM39 229L40 228H38V231H39ZM44 229V228H43ZM47 229H48V227H47ZM50 230L52 229V227L51 228H49ZM71 229V228H70ZM129 229V228H128ZM208 229V228H207ZM7 230V229H6ZM35 230V229H34ZM42 230V229H41ZM45 230V229H44ZM59 230V229H58ZM211 230V229H210ZM9 233H10V231L9 230H7ZM15 230H13V232H14ZM37 231V232H38ZM53 231V230H52ZM52 231H51V233H52ZM56 231V230H55ZM67 231V230H66ZM16 232V231H15ZM41 232V231H40ZM46 232H50V231H46L45 230V233ZM141 232V231H140ZM56 233V232H55ZM5 234H6V232H5ZM15 234V233H14ZM48 234H50V233H48ZM53 234V233H52ZM59 234V233H58ZM130 234V233H129ZM40 235V234H39ZM48 236V235H47ZM133 236V235H132ZM150 236V235H149ZM8 237V236H7ZM14 237V236H13ZM36 237V236H35ZM45 237V236H44ZM62 237V236H61ZM142 237V236H141ZM54 238V237H53ZM139 239V238H138ZM255 239H256V237H255ZM7 240H9V238L7 239ZM26 240V239H25ZM52 240V239H51ZM65 240V239H64ZM132 240V239H131ZM146 240V239H145ZM262 240V239H261ZM260 240V241H261ZM28 241V240H27ZM50 241V240H49ZM251 241V240H250ZM259 241V240H258ZM40 242H43V241H40ZM47 242V241H46ZM73 242V241H72ZM8 243H9V241H8ZM14 243V242H13ZM19 242H17V244H18ZM48 243V242H47ZM46 243V244H47ZM66 243V242H65ZM159 243V242H158ZM29 244V243H28ZM45 244V243H44ZM57 244H59V243H57ZM74 244V243H73ZM149 244V243H148ZM10 245H11V243H10ZM20 245V244H19ZM35 245V244H34ZM66 245V244H65ZM207 245V244H206ZM216 245V244H215ZM145 246V245H144ZM149 246V245H148ZM166 246V245H165ZM37 248V247H36ZM213 248V247H212ZM257 248H258V246H257ZM1 249V248H0ZM30 249V248H29ZM34 249V248H33ZM52 249V248H51ZM164 249V248H163ZM27 250V249H26ZM35 250V249H34ZM253 250V249H252ZM213 251V250H212ZM248 251V250H247ZM23 252V251H22ZM57 252V251H56ZM61 252H63L64 253V251H61ZM252 252V251H251ZM0 253H1V250H0ZM29 253V252H28ZM38 253V252H37ZM39 253H41V252H39ZM66 253V252H65ZM263 253V252H262ZM2 254V253H1ZM0 254V255H1ZM30 254V253H29ZM44 254V253H43ZM72 254V253H71ZM33 255V254H32ZM73 255H74V252H73ZM131 255V254H130ZM29 256V255H28ZM72 256V255H71ZM194 256V255H193ZM202 256V255H201ZM249 256V255H248ZM251 256V255H250ZM65 257V256H64ZM73 257V256H72ZM244 257V256H243ZM54 258V257H53ZM206 258V257H205ZM208 258V257H207ZM65 259V258H64ZM75 259V258H74ZM163 259V258H162ZM212 259V258H211ZM16 260V259H15ZM50 260H52V259H50ZM61 260V259H60ZM2 261V260H1ZM40 261V260H39ZM131 261V260H130ZM66 262H68V261H66ZM3 263H4V261H3ZM49 263H51V262H49ZM63 263V262H62ZM41 264H42V262H41ZM53 264V263H52ZM67 264V263H66ZM68 264H70V263H68ZM164 264V263H163Z\"/></svg>",
    "mask_w": 264,
    "mask_h": 264
}]
</instances>
